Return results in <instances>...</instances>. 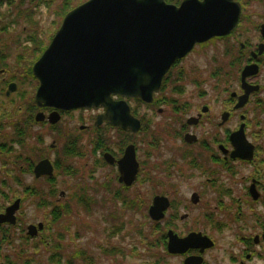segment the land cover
<instances>
[{
  "label": "flooded vegetation",
  "instance_id": "af4514ba",
  "mask_svg": "<svg viewBox=\"0 0 264 264\" xmlns=\"http://www.w3.org/2000/svg\"><path fill=\"white\" fill-rule=\"evenodd\" d=\"M53 1L46 0L45 3ZM168 1L178 5L182 0ZM233 2L239 6V16L232 31L197 43L184 57L176 59L163 75L160 87L153 92L150 102L139 98L112 97L114 101L127 102L131 116L140 122L137 132L124 131L107 120L96 125L97 117L105 114L104 107L63 110L35 103L40 82L33 75L32 67L57 29L52 34L39 29L26 33L25 42L14 54L9 51L8 45L0 44V51L4 49L0 52V215L15 205L14 223L0 222V264H24L27 247L37 253V248L33 249L32 245L36 243L40 248L42 242H47L48 233L55 232L53 226L57 223V211L67 212L74 206L85 208L87 204L84 201H88L91 207L90 198L93 196L90 197V186L88 188L87 184L90 179L99 186L97 193L106 195L113 206L134 207L137 200L134 190L143 170L141 168L149 165H155L156 170L167 178L175 172L181 178L202 179V186L193 189L186 203L180 197L174 198V193L162 190L156 191L150 202L144 204L150 230L159 232L157 237L166 256L161 264H169L167 257L180 259L179 264H185L186 260L190 261L189 264H209L207 254L217 248L218 240L224 238L227 232L232 235L234 245L229 252H224L228 263L223 264H264V11L261 10L256 21L252 19V14L246 13L250 3L259 2L264 6V0ZM7 3V0H0V7L4 4L8 6ZM8 29V26H0V38L7 34ZM253 32V39H240ZM235 41L238 42L237 51L226 60L230 84L224 89L225 101L220 99L221 111L213 112L208 92L204 89L196 93L202 101L197 105H192L188 99L180 100L186 94L184 84H181L185 72L184 60L197 49L216 42H228L226 51L229 52L226 55H229L234 49L231 42ZM10 54L13 57H9ZM248 66V74L242 80L244 68ZM177 67L180 71L174 77L172 72ZM208 75L212 81L213 75ZM173 80L176 83L170 86ZM10 86L12 90H9ZM15 101L20 106H15ZM162 107L172 113L161 128L167 135L176 137L182 147L176 149L177 159H163L154 164L151 157L161 141L159 135L154 134L148 117L155 110L162 112ZM83 112L96 113L91 121L90 118H80L76 130L68 127L73 120L72 115ZM238 140L245 143L241 150L234 145ZM129 145L134 147L138 168L135 180L126 185L119 180L117 161ZM247 147H251V155ZM142 148L145 158L138 160ZM86 157L92 160L89 167L87 160L79 164L75 162ZM179 161L180 166L187 167V172L173 170L178 167ZM41 163L44 165L37 175L35 169ZM108 168L113 171L112 178L101 173ZM241 170H245L244 173ZM150 173L155 181L152 169ZM63 178L73 180L75 184L59 189L60 182L65 181ZM224 180H232L234 184ZM162 184L165 186L163 181ZM206 190L211 192V198L204 201L207 213L201 224L198 223L200 219H195L191 228L180 229L179 222L187 224L191 220L188 213H180L181 209L188 212L199 205ZM69 195L71 203H68ZM158 198L165 199L168 207L161 219L154 220L149 210ZM26 205L38 211L41 220L25 225L23 212ZM31 225L37 228L34 235L28 234ZM169 233L180 239L200 234L212 246L202 251L200 248H189L183 253L172 254L168 252Z\"/></svg>",
  "mask_w": 264,
  "mask_h": 264
},
{
  "label": "water",
  "instance_id": "95a60500",
  "mask_svg": "<svg viewBox=\"0 0 264 264\" xmlns=\"http://www.w3.org/2000/svg\"><path fill=\"white\" fill-rule=\"evenodd\" d=\"M238 16L239 6L233 0H182L178 6L165 0H87L65 14L34 63L32 73L40 82L35 103L63 110L104 107L96 125L107 120L124 131L137 132L140 122L131 116L127 102L112 97L150 102L176 59L197 43L230 33ZM249 69L244 68L242 80ZM238 141L234 145L241 150L245 143ZM247 148L251 155V147ZM117 164L119 180L130 185L138 168L133 146L126 147ZM43 165L36 167L37 175ZM167 207L165 199H155L150 217L161 219ZM14 211L15 205L0 215V222L14 223ZM36 229L29 226L28 234H36ZM211 246L200 234L180 239L169 233L172 254Z\"/></svg>",
  "mask_w": 264,
  "mask_h": 264
},
{
  "label": "rangeland",
  "instance_id": "374dc122",
  "mask_svg": "<svg viewBox=\"0 0 264 264\" xmlns=\"http://www.w3.org/2000/svg\"><path fill=\"white\" fill-rule=\"evenodd\" d=\"M41 1H43V3L36 7L32 0H14L11 5L5 6L6 4H4L0 7V26L5 25L9 28L7 34L0 38V44L8 45L9 51H11L12 54H14L15 50H19V45L25 42L24 36L26 33H32V31L37 32V29H39L46 30L47 33L52 34L54 30L59 27L64 15L62 12L63 9L60 7L62 0H54L51 4L45 3L46 0ZM71 1L72 4L78 3V0H68V3ZM166 1L169 2L168 0ZM176 1L178 0H174V2ZM263 7L264 6L259 5V2H252L246 7V13L252 14V19L256 21L258 20L257 15L261 13V10L264 11ZM254 37L255 34L253 32L248 35H243L240 39L244 41L246 38H250L249 40H251ZM227 43L228 42L211 43L204 49H197V52L190 54L184 60L182 65L184 66L183 69L185 68V72L181 84H184L186 94L181 96L179 98L180 100L188 99L192 105H197L202 101L196 97V93L198 90L204 89L208 92L207 98L211 101V105L214 108L213 112L218 113L221 111V101L224 102L226 99L224 89L230 84L229 75H227L230 70H227L226 60L230 55L236 53V48L238 47V42H231L234 49L230 50L229 55H226L229 52L226 51L229 45V43ZM3 50L4 49H1V51ZM37 52H39V48L36 53ZM9 57H13V55L10 54ZM226 70L227 73L225 72ZM178 71H180L178 67L173 70L172 74L174 77H176ZM208 74L213 75L214 78L212 81L210 80L211 78L209 79ZM206 79L207 81H205ZM193 80L196 82L193 83ZM213 82L214 88L212 87ZM170 83L169 85L173 86L176 82L173 80ZM220 99L222 100L220 101ZM16 101L15 106H20L19 102ZM162 108V112L155 110V112L151 113L150 117H148L150 118V122H152L154 134L159 135L158 139L161 141L160 147L151 157L152 163L154 164L159 163L163 159H177L178 153L176 149L179 148V146L182 147L176 137L167 135L164 129L161 128L165 126L166 119L170 117L172 113L170 109L165 107ZM95 113L96 112H83L82 114L74 113L72 115L73 120L68 127H72L76 130L77 126L80 124V118H90L91 121ZM146 115L149 116V113L146 112ZM255 125L256 124H254L253 128L256 127ZM215 130L216 129H213V131ZM144 146L147 147L146 145ZM143 151H145L144 148L139 151L138 160L145 158ZM84 160L88 161L87 167H89L90 163H92L91 157L76 159L75 162L79 164L83 163ZM180 164L181 162L179 161L178 167L173 170L177 171L179 169L187 172V167L185 165L180 166ZM149 167L141 168L143 170L141 171L139 181L136 183L134 190L137 193V200L134 201L135 206L130 209L120 207L119 204L113 206L112 202H109L108 197L106 199V195H99L97 193L99 192V186H97L94 180L90 179L87 181L88 188L90 186V197L93 196L90 198L92 202L91 207L88 205V201H84V204H87L85 208L89 211L82 206H74V208H71L72 210L68 209L70 211L69 214L55 223V227L53 226L55 232L58 231L64 234V239L63 241L61 240L63 246V250L61 251V264H64L68 256L73 254L78 248H82L86 250L87 253L92 254L96 260V264H152L153 262L161 264L160 261L162 258L165 260L166 256L163 253L159 238L157 237L159 232L156 230H154L156 233L151 232L149 219L146 218L147 212L144 210V204L150 202V198L156 191L160 192L162 190L174 193V198L180 197L184 199L186 203L193 189L202 186V179H191L189 176L181 178L178 177L175 172H173L172 177L167 178L156 170L155 165H149ZM150 169H152V173L154 174L152 175L155 177V181L150 177ZM241 171L244 173L245 170ZM101 173L108 175L110 178L113 177V171L109 168L101 170ZM63 180L65 181L60 182L59 189H64L71 184H75L73 180H66L65 178H63ZM156 181L158 182L156 183ZM162 181L165 186L162 184ZM224 181L225 183L234 184L232 180ZM241 191L239 192L241 193ZM128 194H130V192H128ZM202 196L203 199L200 200L199 205L193 207L188 212L181 209L180 213H188L190 215L189 219L191 220L188 221L187 224L186 222L185 224L179 222L180 229L191 228L190 226L194 224L195 219H200L198 223L199 225L201 224L204 215L207 213L204 209L206 206L204 201L210 200L211 192L206 190ZM70 198L71 196L69 195L68 203H71ZM102 198H105V200H101ZM74 202L75 197L72 199V203ZM24 208L25 211L23 215L25 217V225L41 220L38 211L33 210L31 206L26 205ZM110 232H115V234L112 235ZM231 238L232 235L229 232L225 233L224 238L220 237L217 248L207 254L209 264L228 263L227 256L224 255V252H229L230 247L234 245ZM113 248L119 249L123 253L115 252V254H111V249ZM104 249L107 250V252L103 251ZM35 252L36 251H33L29 247L25 250L26 255H32L36 261L42 264H54L47 260L48 255L46 249L42 246L38 253ZM166 262L169 264H179L180 259L167 257ZM77 264H83V261L81 260Z\"/></svg>",
  "mask_w": 264,
  "mask_h": 264
},
{
  "label": "trees",
  "instance_id": "16d2710c",
  "mask_svg": "<svg viewBox=\"0 0 264 264\" xmlns=\"http://www.w3.org/2000/svg\"><path fill=\"white\" fill-rule=\"evenodd\" d=\"M7 1H8L7 4L11 5L13 0H7ZM20 1H24V0H20ZM32 1L34 3L35 1H39V0H32ZM83 1L84 0H78L77 4H72V1L70 3H68V0H65L60 5V7H62V9H63L62 10L63 14H65L67 11L71 10L72 8L77 6L78 4L82 3ZM172 1H174V0H172ZM64 7H66V8H64ZM86 210L89 211L88 209H86ZM69 213H70L69 210H68V212L57 211L56 212V221L57 222L60 221V219H62L66 214H69ZM110 233H112V235L115 234V232H110ZM63 235L64 234H61L58 231L57 232H51L50 231L48 233L47 242L45 241V242L41 243V246L43 248H45L46 251L48 252L47 253V255H48L47 260L53 262L54 264H61V260H62L61 251L63 250V246H62L61 242L64 239ZM32 247H33V249L37 248V251H39V249H40L36 243H33ZM103 251L107 252V250H105V249ZM115 252L116 253H123L119 249H115V248L111 249V254H115ZM81 260L83 261V264H96V260L94 259L93 255L87 253L86 250H84L82 248L76 249L73 254L68 256V258L66 259L64 264H77ZM23 263L24 264H42L39 261H36V259L33 258L32 255L31 256L25 255Z\"/></svg>",
  "mask_w": 264,
  "mask_h": 264
}]
</instances>
